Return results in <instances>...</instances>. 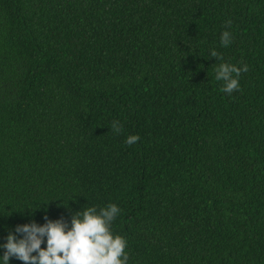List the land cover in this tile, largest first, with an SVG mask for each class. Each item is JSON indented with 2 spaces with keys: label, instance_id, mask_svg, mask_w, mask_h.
I'll return each instance as SVG.
<instances>
[{
  "label": "trees",
  "instance_id": "16d2710c",
  "mask_svg": "<svg viewBox=\"0 0 264 264\" xmlns=\"http://www.w3.org/2000/svg\"><path fill=\"white\" fill-rule=\"evenodd\" d=\"M112 203L128 264H264V0H0V243Z\"/></svg>",
  "mask_w": 264,
  "mask_h": 264
},
{
  "label": "clouds",
  "instance_id": "9594fccd",
  "mask_svg": "<svg viewBox=\"0 0 264 264\" xmlns=\"http://www.w3.org/2000/svg\"><path fill=\"white\" fill-rule=\"evenodd\" d=\"M225 23L230 25L231 21ZM230 43L231 33L222 31L221 46L227 47ZM209 57H215L216 61L222 59L214 49L209 50ZM247 71V64L236 66L221 62L215 69V80L222 81V91L230 95L240 89L239 78ZM111 129L113 133H119V122L113 121ZM138 140V135L131 134L125 138V143L132 145ZM24 208L31 214L39 207ZM119 213L120 208L112 203L99 209L89 206L76 211L71 215L70 223L62 218L45 216L43 223L32 220L17 224L0 243L3 250L0 264H9L12 257L23 264H128L127 241L111 230V224Z\"/></svg>",
  "mask_w": 264,
  "mask_h": 264
}]
</instances>
